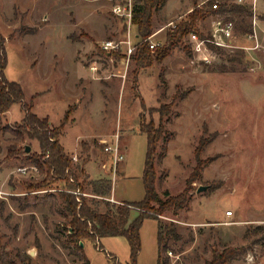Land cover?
I'll list each match as a JSON object with an SVG mask.
<instances>
[{
    "label": "rangeland",
    "instance_id": "rangeland-1",
    "mask_svg": "<svg viewBox=\"0 0 264 264\" xmlns=\"http://www.w3.org/2000/svg\"><path fill=\"white\" fill-rule=\"evenodd\" d=\"M121 1L0 0V45L4 42L8 56L6 79L19 83L25 102L33 103V113L48 117L55 128L70 112L60 142L85 187L83 193L78 191L100 212L105 211L108 198L90 194L89 184L102 176L112 181L116 199L112 194L109 199L113 204L138 203L145 197L147 136L141 131L142 120L165 127L156 156V188L161 197L165 191L176 196L187 188L197 166L196 149L204 138V168L189 187V209L178 216L167 212L161 218L174 223L182 236L177 242L166 241L173 252L168 255L170 264H205L215 250L227 247L243 250L232 264H264V0L258 1L256 10L259 48L250 39L254 10L245 24L234 15H211L199 23L200 32L212 37L215 20L232 19L236 49L198 54L188 38L185 44L192 52L181 46L163 63L144 68L101 52L103 42L126 37L124 20L113 12ZM208 1L169 0L154 15V33L166 27L154 41L164 43L170 23L177 25L196 4ZM243 28L249 33L244 34ZM135 32L138 37L132 25ZM204 55L209 62L203 61ZM92 66L98 68L93 74L88 70ZM84 69L90 77L77 83ZM81 94L86 101L80 104ZM162 104L172 105L163 120L156 111ZM24 113L23 106L15 104L3 117L4 125L13 128ZM115 135L124 160L112 179L103 166L109 159L106 147L115 142ZM166 142L168 154L161 159ZM12 144V134L1 130L0 262L83 264L62 246L68 238L65 217H71L58 199L56 206L50 200L51 195L59 198L60 191H68V183L30 189L47 175L25 156L11 157ZM21 146L41 152L36 140L27 139ZM202 186L207 189L198 192ZM158 230L156 220H145L139 264H158ZM85 242L90 264H129L126 238H102L100 245L98 240ZM162 254L167 256L165 251ZM26 256L31 260L23 262Z\"/></svg>",
    "mask_w": 264,
    "mask_h": 264
},
{
    "label": "trees",
    "instance_id": "trees-1",
    "mask_svg": "<svg viewBox=\"0 0 264 264\" xmlns=\"http://www.w3.org/2000/svg\"><path fill=\"white\" fill-rule=\"evenodd\" d=\"M169 0H134L133 25L138 29V37L142 40L150 38L154 34L153 20L154 15L166 6ZM219 1L216 9L213 6ZM221 1V2H220ZM233 0H209L202 6L198 4L187 15V18L176 25V28L167 32L166 41L155 49L150 48L149 42L139 44L136 52L131 57L138 68L151 66L154 62L163 63L169 57L175 48L186 45L189 35L197 33L202 39H211V35H204L200 32L199 23L206 20L208 16L218 15H234L241 18L245 24L248 17L253 15L249 6H244L231 2ZM125 24L124 31L126 32ZM244 34H248L249 30L243 28ZM209 47L215 51L223 53V50L214 44L209 43ZM106 53L105 51H102ZM112 57L124 58L120 52H111ZM8 65V56L4 42L0 45V131L4 130L13 136V144L9 147V155L25 156L26 160L31 161L46 173L47 177L37 185L30 189H42L55 184L59 181L68 183V191H60L56 198L51 195L54 206L58 201L61 203L62 209L71 217L67 223V240L62 242V246L70 251V254L78 257L83 264H90L81 246L86 240L93 241L105 237H124L127 239L130 247L129 264H138L139 256L142 251L141 228L146 219L156 220L158 222V245L159 256L158 264H170L168 252L171 251L167 247L168 238L174 241L182 239L178 233L174 223H164L162 217L167 212H171L174 216H178L181 211L189 209L191 196L189 195V187L200 177V173L204 168V162L201 160L202 152L207 145L204 138L199 142L195 152L197 166L187 181V188L179 195L173 196L170 191H165L161 197L157 191V171L156 156L158 155L160 142L164 139L165 127L161 123L156 127L153 122L146 124L144 120L141 122V131L147 136V156L143 174V182L145 187V197L138 203H121L120 205L105 202V212H100L98 208H93L83 195L80 197L81 204L78 202V196L73 191L84 192L85 187L78 180L73 170V159L70 158L60 142L64 127L69 120L70 112H68L60 126L57 128L50 126L49 118H41L33 113V103H26V95L22 86L17 82L8 81L5 77V70ZM160 80L165 83L163 73L160 74ZM15 104H21L24 109V117L19 124L13 128L5 126L3 117L11 110ZM143 107L145 106L142 101ZM171 104H162L156 111L159 113L161 120L171 112ZM143 117V116H142ZM27 139L39 142L40 154L26 153L27 146H21ZM168 154L167 142L162 146L160 153L161 159H165ZM73 181V183L71 182ZM91 192L94 196H100L103 199L109 198L113 191L112 181L110 179H99L91 181ZM70 191V192H69ZM105 201V200H104ZM137 216L133 218V213ZM165 251L167 256H163ZM241 249L225 248L223 251L215 250L211 260L205 264H232V262L242 254ZM1 253V240H0ZM1 259V256H0ZM31 260L26 256L23 262ZM1 261V260H0ZM0 264H2L0 262ZM10 264H16L12 261ZM116 264V263H115Z\"/></svg>",
    "mask_w": 264,
    "mask_h": 264
},
{
    "label": "built area",
    "instance_id": "built-area-1",
    "mask_svg": "<svg viewBox=\"0 0 264 264\" xmlns=\"http://www.w3.org/2000/svg\"><path fill=\"white\" fill-rule=\"evenodd\" d=\"M259 0H234V3L249 6L253 12L254 10V17H253V27H254V33L250 34V39L256 40V47L255 49L260 47L259 40H258V34H257V28L259 26L258 19L256 16V10H257V3ZM219 5V2H216V4L213 6L214 9L217 8ZM133 11H134V0H123L119 3H117L114 8L113 12L114 14L124 20L125 24L127 25V32L125 33V38L123 40H107L103 42L100 45V49L102 51H105L109 54V57L111 56V52H120L125 57L123 58L127 64L131 62V57L136 52L137 46L139 44H143L145 42H149L150 48L155 49L156 47L161 46L163 43L154 41V37L163 31L165 28L160 30L157 33H154L150 38L146 40H142L141 38L136 37L132 33V25H133ZM168 26H171L172 29L176 28V25L174 22L170 23ZM235 22L232 19H223L219 18L215 20L214 22V30L211 39H202L197 33H192L189 35V40L193 44V48L195 52L199 53H208V56H210L211 53L214 51L209 47V43L214 44L215 46L221 48V49H236L237 46H235ZM245 49V48H244ZM213 51V52H212ZM215 55V53H213ZM203 61L209 62V58L204 55ZM91 70L94 72L98 71L97 66H92ZM106 152L109 155L108 162L104 164V169L108 171L109 174L112 175V179L115 177L119 164L124 160V156L120 152V147L118 144V135H115V142L113 144H109L106 147ZM22 173L26 172V169H19ZM114 176V177H113ZM74 194L78 196V202L81 204L80 197L84 194L80 193L79 191H73ZM110 200L109 198L107 199ZM163 218V217H162ZM98 240V244L100 245V240ZM99 250L105 251L106 250L99 246ZM109 254V252H106ZM169 256L173 255L172 251L168 252ZM110 256V254H109Z\"/></svg>",
    "mask_w": 264,
    "mask_h": 264
},
{
    "label": "crops",
    "instance_id": "crops-1",
    "mask_svg": "<svg viewBox=\"0 0 264 264\" xmlns=\"http://www.w3.org/2000/svg\"><path fill=\"white\" fill-rule=\"evenodd\" d=\"M136 37H137V33L135 32V34H134ZM91 73H92V70L91 69H88ZM93 74V73H92ZM89 77H90V73L87 71V70H81V74H80V76H79V78H78V81H77V83L79 82V81H88V79H89ZM83 94H81V95H79L78 97H80L81 96V99L79 100V98H78V101H79V103L81 104L82 103V101H86V98L84 99L83 98V96H82ZM25 101L27 102V100L25 99ZM45 118V117H44ZM50 126H52V127H54L51 123H50ZM103 177V179H104V176H102ZM105 178L106 179H110V177L109 176H107V175H105ZM99 179H102V178H99ZM111 180V179H110ZM112 196H113V198L114 199H116L115 198V196H114V194H113V191H112ZM108 202H110V201H108ZM121 203H128V202H126V201H120ZM111 203V202H110ZM116 203V202H115ZM117 203H119V202H117ZM116 203V205H120V204H117ZM113 204V203H112ZM96 205V204H95ZM105 206H106V204H105ZM106 210V209H105ZM101 212H105V211H101ZM65 219H67V222H68V218L67 217H65ZM105 238H107V237H105ZM104 238V239H105ZM86 241H89V240H86ZM83 245H84V252H85V248H86V246H87V242H83ZM85 254H86V252H85ZM89 261V260H88ZM90 263V262H89ZM157 263H158V260H157ZM138 264H139V261H138Z\"/></svg>",
    "mask_w": 264,
    "mask_h": 264
},
{
    "label": "water",
    "instance_id": "water-1",
    "mask_svg": "<svg viewBox=\"0 0 264 264\" xmlns=\"http://www.w3.org/2000/svg\"><path fill=\"white\" fill-rule=\"evenodd\" d=\"M32 151V148L30 147V146H27L26 147V153H30ZM207 189V187H200L199 189H198V192H202V191H205ZM81 246L82 247H84V245H83V243H81ZM31 255H33L34 256V252L32 251L31 252Z\"/></svg>",
    "mask_w": 264,
    "mask_h": 264
}]
</instances>
